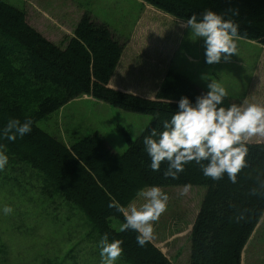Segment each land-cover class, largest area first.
Returning <instances> with one entry per match:
<instances>
[{
    "label": "trees",
    "instance_id": "trees-1",
    "mask_svg": "<svg viewBox=\"0 0 264 264\" xmlns=\"http://www.w3.org/2000/svg\"><path fill=\"white\" fill-rule=\"evenodd\" d=\"M144 1L183 20L205 9L227 13L240 25V37L264 45V0ZM229 9H238L239 15L232 16ZM123 51L124 43L89 12L82 15L72 36L56 44L28 22L25 11L0 0V148L9 157L6 166L37 171L45 181L43 192L58 186L61 195L88 216L99 240L122 239L123 264L174 263L152 241L138 246L134 230L116 229L111 219L123 224L124 216L110 203L127 208L148 185H207L191 230L190 264H241L244 247L264 213V142L247 141V166L235 184L227 175L219 181L204 177L194 162L176 180L163 176L166 163L159 172L152 171L144 151L145 130L162 129L181 96L194 101L202 91L172 69L154 98L110 87ZM82 95L154 118L135 139L124 130L128 142L124 153L114 151L98 131L69 145L38 126L39 120ZM233 103L242 100L229 96L224 100L225 107ZM12 118L22 122L30 118L32 131L9 141L2 129ZM252 189L257 196L250 195ZM240 212L245 220L237 222ZM3 246L0 243V251Z\"/></svg>",
    "mask_w": 264,
    "mask_h": 264
},
{
    "label": "rangeland",
    "instance_id": "rangeland-1",
    "mask_svg": "<svg viewBox=\"0 0 264 264\" xmlns=\"http://www.w3.org/2000/svg\"><path fill=\"white\" fill-rule=\"evenodd\" d=\"M4 1L25 11L28 22L56 44L74 34L86 12L106 23L124 43L111 80L114 88L153 98L172 69L201 91L207 90V81L216 80L242 104L264 105V46L256 41L240 37L230 62L207 65L202 43L193 42L179 26L183 19L144 0ZM153 118L82 95L39 120L38 126L69 145L98 131L114 151L124 153L128 148L124 130L135 139ZM248 141H264V135ZM8 166L0 170V243L4 245L0 264H100V240L83 210L66 200L56 185V191L43 192L45 181L37 171L25 172L23 165L12 167L13 171ZM161 188L169 202L153 222L151 241L175 264H190L191 229L208 186L191 185L185 196L179 194L183 185ZM143 202L138 195L130 204L139 207ZM6 205L12 207L11 213H3ZM111 223L121 228L119 219L112 218ZM121 257L116 264H123ZM241 264H264V213L244 247Z\"/></svg>",
    "mask_w": 264,
    "mask_h": 264
},
{
    "label": "clouds",
    "instance_id": "clouds-1",
    "mask_svg": "<svg viewBox=\"0 0 264 264\" xmlns=\"http://www.w3.org/2000/svg\"><path fill=\"white\" fill-rule=\"evenodd\" d=\"M228 11L232 16L239 15L238 9ZM179 26L187 30L193 42L202 43L207 65L230 62L237 53L240 25L227 13L205 9L202 14L194 13L179 21ZM206 89L194 101L187 95L181 96L176 101V111L162 122V129H146L144 151L150 158L152 171L159 172L162 163H166L165 178L178 179L186 165L194 162L200 166L204 177L219 181L227 175L228 180L235 184L237 174L247 166V141L257 134L264 135V105L233 103L225 107L228 91L220 82L209 80ZM32 125L30 118L23 122L12 118L3 127L2 134L9 141H15L30 133ZM8 162V155L0 148V170ZM190 187V184L183 185L179 194L187 195ZM138 195L144 201L139 207L130 204L126 209L113 203L109 207H115L124 216L120 231L134 230L137 245L143 247L152 240L153 222L167 210L169 195L159 185H148ZM250 195L257 196L256 189L250 190ZM2 211L8 214L13 209L6 205ZM235 219L237 222L245 220V213L240 212ZM99 243L100 264H116L124 251V241L114 239L109 242L104 236Z\"/></svg>",
    "mask_w": 264,
    "mask_h": 264
},
{
    "label": "crops",
    "instance_id": "crops-1",
    "mask_svg": "<svg viewBox=\"0 0 264 264\" xmlns=\"http://www.w3.org/2000/svg\"><path fill=\"white\" fill-rule=\"evenodd\" d=\"M113 78V77H112ZM112 80V79H111ZM110 86H113L112 84H111V81H110ZM113 87H115V86H113ZM117 88H121V87H117ZM122 89V88H121Z\"/></svg>",
    "mask_w": 264,
    "mask_h": 264
},
{
    "label": "bare ground",
    "instance_id": "bare-ground-1",
    "mask_svg": "<svg viewBox=\"0 0 264 264\" xmlns=\"http://www.w3.org/2000/svg\"><path fill=\"white\" fill-rule=\"evenodd\" d=\"M250 142V141H249Z\"/></svg>",
    "mask_w": 264,
    "mask_h": 264
}]
</instances>
